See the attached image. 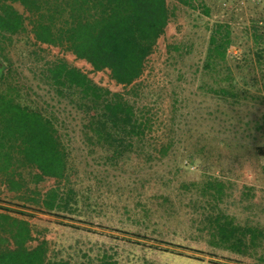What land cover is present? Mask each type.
I'll return each instance as SVG.
<instances>
[{
	"label": "rangeland",
	"instance_id": "1",
	"mask_svg": "<svg viewBox=\"0 0 264 264\" xmlns=\"http://www.w3.org/2000/svg\"><path fill=\"white\" fill-rule=\"evenodd\" d=\"M170 1L175 15L137 94L70 52L27 47L38 49L42 61L64 57L98 84L125 93L152 120L143 135L101 137L68 99L40 83L42 63L31 61L23 42L8 50L36 104L47 115L51 106L57 109L66 176H46L29 163L25 148L14 149L18 183L0 173V212L27 220L35 238L30 244L47 239L52 258L71 264H264V202L254 200V193L264 195L258 151L264 146V65L256 60L252 35L264 0H204L209 14L200 0L194 7ZM216 22L229 25L234 42L224 62L215 55L207 66ZM221 85L234 96L222 95ZM55 189L58 197L50 198Z\"/></svg>",
	"mask_w": 264,
	"mask_h": 264
},
{
	"label": "trees",
	"instance_id": "2",
	"mask_svg": "<svg viewBox=\"0 0 264 264\" xmlns=\"http://www.w3.org/2000/svg\"><path fill=\"white\" fill-rule=\"evenodd\" d=\"M177 1L195 6V0ZM200 1L203 11L209 14L210 6ZM174 15L175 6L170 0H0V173L18 183L12 178L14 172H20L13 162L18 154L14 149L23 147L29 163L43 174L60 179L66 176L67 153L55 122L57 109L51 106L47 115L36 104L24 85V70L16 67L10 57V47L23 42L27 55L35 57L31 61L42 63L38 66L40 83L68 99L87 116L84 125L97 129L101 137L143 135L152 128V120L125 93L98 84L64 57L42 61L38 49L27 47L46 44L70 52L90 63L95 71H108L117 84L137 94L147 61ZM263 18L252 19V35L256 60L264 65ZM214 26L207 66L215 55L224 62L234 42L227 23L216 22ZM39 59L42 62H37ZM218 90L222 95L234 96L223 85ZM258 151L264 155V146ZM55 166L59 171L61 167V173H56ZM56 191L48 192V196L56 199ZM0 216V264H71L52 258L47 239L30 244L35 238L27 220L3 212Z\"/></svg>",
	"mask_w": 264,
	"mask_h": 264
},
{
	"label": "crops",
	"instance_id": "3",
	"mask_svg": "<svg viewBox=\"0 0 264 264\" xmlns=\"http://www.w3.org/2000/svg\"><path fill=\"white\" fill-rule=\"evenodd\" d=\"M254 196H255V202H257L259 199H260V201H263L264 202V198H262V197H264V195H260V194H258V193H254ZM262 198V199H261ZM63 198H61V197H59L58 198V200H62ZM69 201V199H64V201Z\"/></svg>",
	"mask_w": 264,
	"mask_h": 264
}]
</instances>
